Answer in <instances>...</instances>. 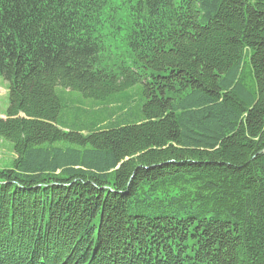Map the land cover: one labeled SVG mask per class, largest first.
Here are the masks:
<instances>
[{
    "label": "trees",
    "instance_id": "trees-1",
    "mask_svg": "<svg viewBox=\"0 0 264 264\" xmlns=\"http://www.w3.org/2000/svg\"><path fill=\"white\" fill-rule=\"evenodd\" d=\"M0 77V264H264V0H0Z\"/></svg>",
    "mask_w": 264,
    "mask_h": 264
},
{
    "label": "rangeland",
    "instance_id": "rangeland-1",
    "mask_svg": "<svg viewBox=\"0 0 264 264\" xmlns=\"http://www.w3.org/2000/svg\"><path fill=\"white\" fill-rule=\"evenodd\" d=\"M6 108H7V84L0 77V118H4ZM12 158H13V154L11 152V144L7 141L0 140V168L9 166Z\"/></svg>",
    "mask_w": 264,
    "mask_h": 264
},
{
    "label": "water",
    "instance_id": "water-1",
    "mask_svg": "<svg viewBox=\"0 0 264 264\" xmlns=\"http://www.w3.org/2000/svg\"><path fill=\"white\" fill-rule=\"evenodd\" d=\"M264 152V151H263Z\"/></svg>",
    "mask_w": 264,
    "mask_h": 264
}]
</instances>
